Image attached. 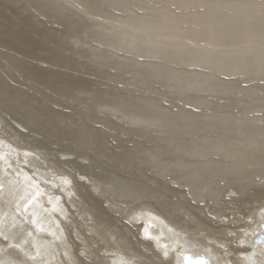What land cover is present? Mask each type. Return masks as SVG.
<instances>
[{"label":"bare ground","instance_id":"1","mask_svg":"<svg viewBox=\"0 0 264 264\" xmlns=\"http://www.w3.org/2000/svg\"><path fill=\"white\" fill-rule=\"evenodd\" d=\"M57 1L91 22L89 32L82 34H92L96 48L107 51L93 54V59L116 67L118 73L125 71L127 86L139 89L147 83L146 89L164 94L153 98V91H141L140 98L128 101H138L135 107L118 96L122 99L112 100L113 105L94 108L101 119L87 117L89 111L85 117L78 114L80 127L98 134L103 120L124 135L126 125L130 131L149 129L145 134L151 132L157 140L149 144L147 157L125 162L157 190L174 195L181 206L161 210L156 206L160 198L170 196L145 191L144 200L143 190L118 183L112 175L115 186L98 182L82 168L80 172L70 166L74 171L68 175L58 165L70 164L75 152L61 151L52 161L43 152L16 151L13 145L20 146L34 130L10 118L23 131L7 121L9 133L0 119V264H264V243L253 241L264 235V228L256 227V218L264 221V0L99 1L117 8L120 16L97 9L95 0ZM231 92L236 105L226 112L219 101L222 93ZM162 99L178 100L181 107L164 106ZM92 105L87 110L96 103ZM130 108L140 114L133 115ZM166 115L176 118L164 121ZM131 134L142 141L139 145L148 143L143 134ZM180 141L184 144L178 145ZM91 142L94 147V139ZM166 143H175L179 153L191 159L185 164L165 157ZM201 146L206 152L198 164L192 159ZM83 156L82 161L90 162L88 154ZM141 162L171 184L147 176ZM182 167L187 179L170 176ZM230 176L238 186L230 183L219 195L215 178ZM257 209L263 212L253 216Z\"/></svg>","mask_w":264,"mask_h":264},{"label":"rangeland","instance_id":"2","mask_svg":"<svg viewBox=\"0 0 264 264\" xmlns=\"http://www.w3.org/2000/svg\"><path fill=\"white\" fill-rule=\"evenodd\" d=\"M95 1H97V9L106 10L113 16L121 15L120 12L117 11V8L109 9L105 7L104 2H99L101 0ZM85 16L84 13L57 0H0V119L4 121V128L9 133H12L10 129L6 127L9 123H13L11 125L23 131V128L16 125V122L10 118L20 121L28 128H33L34 132L31 133L32 138L23 137L20 146L17 145L18 143L13 145L16 151L21 147L24 148V153H36L39 155L45 153L48 158L45 157L52 161L56 158L59 159V155L62 154L61 151H63V153L75 152L78 154L77 157H70L71 163L68 164L69 166L58 165L60 170H63V172L68 175H73V167L75 170L82 168L84 174L96 176L97 180H100L98 181L100 183H105L106 181L112 182L113 186L116 185V180H119L117 181L118 183L122 182L124 185H129L130 188L133 185L132 188L138 190L139 193L140 190H143L144 194L142 195V199L147 200L148 193L146 196V192L151 193L150 195L153 194L152 196H157V194H154L158 187L149 184L146 178L143 180L141 176H138L140 173L138 168H129L131 164L125 162V159H129L136 163L137 160L135 157H147V153H149V144H151V141L157 140L155 137H152L153 135H151V132L145 134L149 129H145V131H143V129L142 131H130L129 127L126 125L125 130H128V133L124 135L122 132L120 133L119 130L113 131L109 123L102 120L100 121L102 124H98V134H96L95 131H93L94 134L92 131H88L90 132L88 133L84 127H80V122H82V120L79 119L78 114L85 117L87 111H89L87 117H98L101 119V117L97 115V108L108 105V102L113 105L111 102L112 100L122 99V97L125 99L128 98L126 105L131 106L133 104L135 107L139 103L138 101L137 104L135 101L132 103L128 101L135 100V98L139 97L141 91H151V93L153 91L152 95L153 98H155L156 95L160 97L162 90L146 89L145 87H148L147 83L144 87L137 85L139 89L127 86L125 85V77L127 76L125 71L118 73L116 67L111 65H100L97 59H93V54H102L107 51L105 49L96 48L97 43L95 40H92V34H82V32L90 30L89 26L91 22L88 21L87 16ZM108 59L110 60V58ZM244 85L246 86V84ZM105 93L108 100L105 99L104 101L102 98L105 96L103 95ZM125 93H127V96H125ZM101 94L102 98L100 96ZM99 97L101 98V102L98 103V101L96 102L95 100ZM141 97H143V95H141ZM230 97H232V92L222 93V99L219 101V105L225 107V110H227L226 112H229L230 109L236 105V101H230ZM165 99H162L164 106L176 105L174 110L177 108L180 109L181 103H179L178 100L169 99V101H165ZM92 101L96 103V106L93 107L92 110H87L88 105L93 106ZM230 103H232V105H230ZM260 105H262V103H260ZM94 108L97 109L96 113ZM254 109H256V107H254ZM130 111H132L133 115L140 114V112H133L131 108ZM144 115L148 116V112L144 113ZM261 115L263 116V113H260V116ZM175 118L174 116L167 117L166 115V117H163V120H175ZM7 121H9V123ZM27 123L29 125H27ZM103 128H106L105 132L102 131ZM73 130H76V132H73ZM120 130H122V128ZM190 130L192 129H186L185 131L189 133ZM131 133L140 136L143 134L146 136L143 137V139L145 138L144 140L149 138L147 140L148 143L139 145L138 142L142 141L136 137L134 139L133 137L131 138V136H133ZM215 134L216 133H213V135ZM89 135L91 137H89ZM92 135L96 137H92ZM97 137L99 138L97 139ZM93 139L98 147L95 146L94 142V147H92L91 141H93ZM101 141L105 143V145L103 144V149L102 146L99 145ZM55 143H58L57 145L60 144L59 147H64L66 150L63 148L59 150L60 148L55 145ZM89 143L91 144V148L89 147ZM183 144L184 141L178 142V145ZM174 145L175 143H169V145H167V143L165 144V157L168 158L169 156L175 162L184 160L186 164V161L191 158H189L188 155H181ZM89 149L94 151H90ZM187 150L188 152L191 151L190 148H187ZM193 151L196 152V149H193ZM198 152V157L192 160H197L198 164H200V160H203L202 154L206 152V149H202L201 146V148H198ZM87 154L88 156L86 157H91L89 158L90 162L82 161L80 158L81 155L85 156ZM150 158L151 160L152 158L155 160V157L150 156ZM72 163L73 165H71ZM76 163L79 167H77ZM152 163H154L153 160ZM54 164L57 163H49L50 166ZM147 165L150 164L145 162L140 163L139 166L145 169L143 173L147 176H154L157 180L167 185L171 184L169 180L162 177L163 175L155 174L152 170L147 169ZM70 166H72V169L69 168ZM154 170L157 171L156 168H154ZM79 171L81 172V169ZM184 173H186V168L182 167V170H177V172L172 173L170 176L178 179H187V177H183ZM111 175L114 176L116 180L114 178L112 179ZM231 178V176L228 179L224 177L215 178L214 185L219 195L224 194L227 185L230 183L238 186L236 183L231 182ZM64 180L67 181L69 178L64 177ZM134 182L138 183V185ZM147 184L149 185L147 186ZM242 184L243 182L241 185ZM150 185L151 187H149ZM248 186L251 187L252 185L248 184ZM177 188L179 190L187 189V187L181 186ZM88 190L90 194H93L91 188L89 189L88 187ZM157 193L172 197H169L170 200L166 198L162 200L163 198H160L159 204L156 205L159 209L174 210V208L181 206L176 203V199L171 193L165 192L163 189H158ZM112 195H115V193ZM116 196L119 197L117 193ZM176 197L183 196L178 194ZM187 197L189 199L188 195ZM226 197L227 196H224V199H227ZM163 201L164 203H160ZM222 204L224 203L220 205ZM232 205L228 204L226 206L233 208L234 205ZM235 205L239 206V203ZM258 211L263 212L257 209L253 216L257 215ZM227 212L228 211H226V213ZM256 224V227L264 228V221L261 218H256ZM208 240L214 242L211 238Z\"/></svg>","mask_w":264,"mask_h":264},{"label":"water","instance_id":"3","mask_svg":"<svg viewBox=\"0 0 264 264\" xmlns=\"http://www.w3.org/2000/svg\"><path fill=\"white\" fill-rule=\"evenodd\" d=\"M261 237L260 235H257L255 239H253V241L256 242H260L261 241ZM186 264H203V263H186Z\"/></svg>","mask_w":264,"mask_h":264},{"label":"snow or ice","instance_id":"4","mask_svg":"<svg viewBox=\"0 0 264 264\" xmlns=\"http://www.w3.org/2000/svg\"><path fill=\"white\" fill-rule=\"evenodd\" d=\"M39 194V193H38ZM261 243H264V235H262V237H261V241H260Z\"/></svg>","mask_w":264,"mask_h":264}]
</instances>
